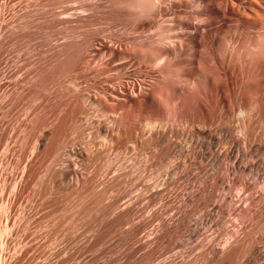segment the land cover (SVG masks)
<instances>
[{
    "label": "bare ground",
    "instance_id": "6f19581e",
    "mask_svg": "<svg viewBox=\"0 0 264 264\" xmlns=\"http://www.w3.org/2000/svg\"><path fill=\"white\" fill-rule=\"evenodd\" d=\"M198 1L199 3L206 1L211 5L215 0ZM192 3L193 0H0V57L4 55L9 56L12 51H15V56L11 59L12 61H8V63L13 66V74H11V76L9 75L10 80L15 85L20 82L25 83H23L24 87L18 93V96L25 101L22 106V115L16 117V120L3 129L2 132L0 131V226L5 224V227H1L4 233L9 232V224L12 222L11 220L14 214L17 213V210L15 211V209L21 201L22 194L26 192L25 190L27 187L33 183L37 187L35 196L42 195L43 197V195H47V193H50V195L54 194V198L49 202L53 209L46 218H55L57 220L55 230H61L64 225L67 226L68 231L86 227L94 232V238L97 242L103 240L107 235L116 233L123 224H128V230L131 229L127 235H125V241L131 237L134 238L136 233H138L140 224L137 226L138 224L134 225L133 223L135 219L134 215L136 213L133 206L142 200L144 195L141 194L142 192L140 193V188L139 193L136 195L131 197L130 194L131 198L126 199L129 200V204L125 208L123 207L124 209L121 212L117 213V211V214L112 215L113 218H111V220L106 221V218L117 209V199L112 200L105 210L98 209L101 200L105 198L111 190H116L120 188L121 185L129 182L130 179L132 180V174H130L128 170L125 171V168L117 169V167V170L115 169V176L113 177L112 175L111 179H108V181L103 184V187L101 186L100 189L102 190L100 193L97 195L92 194L90 190L92 179H87L88 181H85L86 179L83 180L81 177L83 174L80 170L82 171L83 169L81 168L84 167V155L81 148L73 145V136L76 138V141L74 142H77L78 139L89 149L90 152L87 151L90 154L87 153L89 154V157L87 156L88 160L86 161L88 163L86 164L88 165L86 166H89V168L94 167L96 176L98 174H101L102 176L104 172L107 177L110 173L107 169H110L111 164L108 160H105L103 154H92L95 149L101 148L104 153H107L110 149H123L126 147L127 143H129V145L131 143L132 147L139 151L142 149L144 151V148L146 147L147 149L148 147H152L154 149V155H165L170 150L169 142L173 137L182 139L184 145H188V151L192 157L200 160L207 158L210 162H213L212 170L214 172L210 176L209 182L205 179L200 183L204 191L202 197H196V195L194 196L188 193L183 194L180 197V204H184L183 206L185 210L180 213L176 219H173L172 215L167 220L163 218V216L170 211L168 210V205L171 199H169L170 196L161 194L160 190L163 188L159 190L158 188L167 185L166 181L160 180L161 182H154L151 179L154 183L151 185L148 184L151 186V190L146 197L153 201L158 200V207H156V214H154L155 220L158 224L156 223V230L151 229L150 232L143 233L144 236H141L139 239V247L153 244V247L148 253H146L143 261H150L155 251L171 242L172 239H179L182 236H185L187 238V244H190L195 238L196 231L194 230L195 233L189 231V214L196 206L207 204L213 196V188L220 184L222 185V180L219 175L221 171L220 164L222 162H230L232 164L229 169L232 170V174L237 171V173H240L242 176L239 182L242 191H249V180H247L248 178L246 179L245 176L249 174L252 176L251 174L256 170V163L251 159L252 161L246 160L247 162L245 163L243 160L244 164H242V166L237 165L240 163L242 157H246V159L247 157L253 158V154H261L264 156V145L260 144L262 141L259 144H255V141L258 138L264 140V0H223L222 4L219 6L218 10H221L223 16L229 18L233 13L236 15V22L239 25L241 33H244V39L239 44H234L232 42L233 38L225 39V46L218 51L220 60L216 62L214 59L215 65L214 63L211 64L212 67L214 65V68L221 77L220 80L217 78H209L205 74V71L203 70V72L201 70L203 69V63L199 64V68L201 69L195 68L193 76L187 79L182 78L178 74V71L171 70L173 59L187 50L185 48L187 42H189L188 46L194 44L193 41H195L198 35L197 25L193 22L199 18L201 11L199 9L200 6L197 9H193ZM162 5H164L165 8H161ZM200 24H202V22ZM118 27L119 30H116L115 32L114 29H118ZM121 41L127 42V46L123 50H118V47L115 48L114 46ZM107 54L111 55L108 62L104 61V63L92 67V63H98V61ZM211 57L212 53L210 54V58ZM127 58H134L140 63L148 64L154 67L156 70L155 72H158V75H156L158 78L154 76L155 79H153L149 89L143 87L148 91L145 95H142V88H140L141 91H139V95L136 94L138 89H135L132 85L130 86L129 82V86H126L123 84V81H120L118 86L102 87L100 84L103 83L99 84L94 80L95 78L104 76L111 71L120 68L119 65L114 66L112 63ZM128 62L130 63V61ZM1 65L2 64H0V66ZM138 68L140 69L141 67ZM134 71H136V69ZM141 74L143 75V73ZM235 74H237V79L235 81L236 87L234 88ZM145 75L147 76V74ZM5 77H7V75ZM149 78H151V76ZM114 79H116V77ZM1 80L2 79H0V89L3 85H1ZM172 80L181 82L180 86L179 84L177 85L179 88L174 85L175 81L173 82ZM89 82H92V84H89ZM106 82L111 83L112 81L111 79H106ZM88 84L95 92V95L96 93L104 94L107 100H104L97 95L95 96L93 94L94 92L87 88L86 85ZM142 84L144 85L145 82ZM121 91L127 94L126 100L119 101V99L116 101L114 98L123 97ZM130 92H132L131 95ZM133 94H136L137 96H134ZM200 96H202L201 98L204 96L205 99L208 100V105L202 104L203 99H201ZM235 114L238 115V123L235 126V130L240 133V137L238 138L230 136L232 131L231 127L233 126V124L232 126H230V124L232 122V117ZM112 115L118 116L112 118ZM100 119H104L106 124L102 123ZM162 122L170 123L171 128L169 130V138L165 133L161 134L159 130ZM179 124H182L186 129H190L194 124H198L203 128L216 127L217 133L220 137L208 135L206 143L200 139L196 142L193 140V137L189 132L179 133L178 130L175 129L174 126H179ZM182 129L183 131L185 130L184 128ZM257 129H259V131L262 129L261 135H259V132L257 135ZM16 139L18 140V143L20 141L19 148H16L14 145ZM180 143L181 142H179V144ZM30 146H32V151ZM215 146H221L222 149H220L219 152H214L213 148ZM29 149L31 153L28 155ZM87 151L84 150V152ZM97 151L99 152V149ZM148 153H150V151ZM147 156L149 155L146 154V159ZM115 157L117 158V156ZM121 158L122 157H120V159ZM175 158H177V156ZM22 160L23 162L25 160V165L24 169L19 167L21 168L19 170H23L21 176H19L16 171V166L18 163L20 164L19 161L22 162ZM149 160L150 159L148 158V162ZM131 164L133 163H130L129 165ZM55 166L57 167L56 169H54ZM148 166H150V164ZM140 167L142 168L141 165ZM93 169L92 171H94ZM226 172H228V170H226L225 173ZM142 174H140V176ZM101 176L97 178H100ZM177 176L181 180H189V175L184 170L183 172H177ZM143 177L141 179H143ZM164 177L162 176V179ZM196 179L198 178L196 177ZM102 180L104 181L103 177ZM223 180L225 181V179ZM260 185L262 189H264V180H262ZM207 187L211 190H206ZM220 187L222 188V186ZM145 189H143V191ZM127 191L129 190H126V192ZM172 191L174 190L172 189ZM239 193L238 196H240ZM243 197L245 196L243 195ZM43 198H45V195ZM245 198H247V196ZM256 198H258V196ZM35 199L37 201V198ZM224 200L225 199H223V202ZM23 203L24 202L21 204ZM123 203H125V201H122L121 204ZM249 203L250 202L247 204ZM178 206V208H180L181 205ZM239 206L240 205H238V207ZM17 207H19V205ZM31 207L28 205L29 209H31ZM221 209L223 208L221 207ZM175 212L176 211H174V213ZM152 213L153 212H150V214ZM149 216L146 215V217ZM244 218V213L238 214L237 218H235L237 223H235L234 229L232 231L231 229L233 227L230 231L227 230V227L224 229L226 237L224 240L221 239V241H218V237L215 238L214 236H211L212 233L197 238L193 248L198 251L197 254L199 255L200 264H223L236 261V255L239 256V254H237L239 246L237 247V245H234V242L236 234L239 232H237L239 225ZM19 220L21 219L19 218ZM25 220L28 222L27 218L24 219V221ZM253 220L254 218L252 221ZM208 222L207 217H204L202 218L201 224L205 225ZM260 222L259 229L262 230L264 234V222ZM129 224L130 226L132 225L130 228ZM152 228L154 229V226ZM252 228L250 230H252ZM240 229H243L242 225L240 226ZM23 230H25V228H23ZM14 231L13 233L11 232V235L13 234L12 236L15 234ZM51 232L53 233V231ZM246 234L245 236L247 237ZM40 235L43 234L41 233ZM58 236L60 237V234ZM35 237L36 236H34V238ZM7 240L4 242L0 240V244H4V246L7 245ZM13 241L15 240L13 239ZM250 243L252 244V242ZM15 246L16 245H14V247ZM251 246H253V244ZM32 247H34V245H32ZM182 248H184L183 245ZM30 249L31 248H29V250ZM3 250L4 249L1 247L0 264H6L8 259L5 258L6 255L3 253ZM33 251L36 253V250ZM244 251L245 250H243V252ZM23 253L24 252L21 253V256ZM133 254L134 250L129 249L125 258L132 262V260H134ZM195 254L196 253H194V255ZM31 256L33 255L31 254ZM139 256L140 255H138V257ZM33 258L35 257H31V259ZM191 258L193 257L191 256ZM16 259L18 258H15V260ZM174 260H176V258ZM188 260L191 261L189 258ZM196 262L198 263V261Z\"/></svg>",
    "mask_w": 264,
    "mask_h": 264
},
{
    "label": "rangeland",
    "instance_id": "374dc122",
    "mask_svg": "<svg viewBox=\"0 0 264 264\" xmlns=\"http://www.w3.org/2000/svg\"><path fill=\"white\" fill-rule=\"evenodd\" d=\"M223 0H215L211 5L208 4L206 1H202L201 3H199L198 0H193L192 3V7L193 9H197L200 6V15L199 18L196 19V21H194L193 23L197 25V30H198V35L195 39L194 44H192V49L191 46H188L187 42L185 44V48L187 49L184 53L176 56L173 59V62L171 63V70L173 71H178V74L184 78L187 79L191 76H193V72L195 70V68H199V64L203 63V69H201L202 71H205V74L209 77V78H217V79H221V77L219 76V74L217 73L216 69L214 68L215 65V61L218 62L220 60L219 57V50L221 48H223L225 46V39H229V38H233L232 42L234 44H239L241 43V41L244 39V33H241V30L239 28V25L236 22V15L233 13L232 16L225 17L223 16L221 10H218L219 6L222 4ZM203 5V7H202ZM161 8H165L164 5H162ZM203 18V19H202ZM206 18V19H205ZM228 18V19H227ZM198 22V23H197ZM202 22V24H200ZM223 23V24H222ZM222 24V25H221ZM217 26V27H216ZM206 28V29H204ZM115 32L118 29H114ZM206 32V33H205ZM204 33V34H203ZM202 34V35H201ZM236 34V35H235ZM235 36V37H234ZM246 38V35H245ZM204 40V42H203ZM208 41V43H207ZM214 41V42H213ZM200 42V43H199ZM121 44V45H120ZM123 44V45H122ZM209 44V45H208ZM119 45V46H118ZM125 45V46H124ZM187 45V46H186ZM208 45V46H207ZM127 46V42H119V44H115V48H117L118 50H123L125 49V47ZM207 46V47H206ZM120 47V48H119ZM207 49V51H206ZM15 51H12L10 53L9 56L4 55L2 57H0V64H2L0 66V79L1 80V85L2 88L0 89V131L2 132L3 129H5L6 127L9 126V124L11 125L15 120L16 117L22 115V106L25 103V101L20 98L18 96V93L20 92V90L24 87V82H20L19 84L15 85L14 83L11 82L10 80V76L11 74H13V66L8 63V61H12L11 59L14 58ZM193 52V53H192ZM204 52V53H203ZM210 52V53H209ZM212 53V57L210 58V54ZM209 56H208V55ZM214 54V55H213ZM217 55V56H216ZM7 57V58H5ZM179 57V58H178ZM205 57V58H204ZM111 58L110 54H107L106 56L104 55L102 57V59L100 61L94 62L92 63V67L97 65V64H101L104 63V61H107ZM201 58V59H200ZM213 58V60H212ZM4 59V60H3ZM107 59V60H106ZM131 59V60H130ZM215 59V61H214ZM175 60V61H174ZM178 60V61H177ZM207 60V61H206ZM130 61V63L128 62ZM211 61V62H210ZM213 61V62H212ZM4 62V63H3ZM127 62V63H126ZM208 62V63H207ZM138 60L134 59V58H127V59H122L118 62H114L112 63V65L116 66L119 65L120 68L111 71L110 73L95 78L94 80L97 81L102 87H115L118 86L120 81H123V84H125L126 86H129L128 84L130 83V86L132 85L135 89H138V92H136V94L139 95V91H143L142 95H145V93H148V91H146L144 88L149 89L150 84L152 83L153 79H155V77L158 78V72H155L156 70L154 69V67L148 65V64H144V63H140ZM192 63V65H191ZM213 67L211 64H213ZM8 64V65H7ZM94 64V65H93ZM188 64V65H187ZM210 64V66H209ZM205 65V66H204ZM207 65V66H206ZM7 66V67H4ZM173 66V67H172ZM138 67H141L140 69ZM152 67V68H150ZM206 67V68H205ZM11 68V69H10ZM138 68V69H137ZM176 68V69H175ZM179 68V69H178ZM181 68V69H180ZM186 68V69H185ZM136 69V71H134ZM6 70V71H5ZM141 70V71H140ZM211 70V71H210ZM5 71V72H4ZM149 71V72H148ZM154 71V72H153ZM184 73H183V72ZM203 71V72H204ZM215 71V72H214ZM121 72V73H119ZM138 72V73H137ZM3 73V74H2ZM140 73V74H139ZM143 73V75L141 74ZM211 75H210V74ZM114 74V75H113ZM119 74V76H118ZM121 74V75H120ZM137 74V75H134ZM147 74V76L145 75ZM7 75V77H5ZM10 75V76H9ZM112 75V76H110ZM151 78H149L150 76ZM213 75V76H212ZM130 76V77H129ZM155 76V77H154ZM105 77V78H104ZM116 77V79H114ZM124 77V79H123ZM136 77V78H135ZM146 77V78H145ZM120 78V79H119ZM8 79V80H5ZM106 79H111V83H107ZM131 79V80H130ZM145 79V80H144ZM148 79V80H147ZM150 79V80H149ZM237 79V74L234 75V85L233 87H236V81ZM144 80V81H143ZM143 81V82H142ZM173 81V80H172ZM175 81V80H174ZM173 81V82H174ZM10 82V83H9ZM129 82V83H128ZM135 82V83H134ZM141 82V83H140ZM145 84L143 85L142 83ZM9 85H7V84ZM24 83V84H23ZM117 83V84H116ZM149 83V84H148ZM176 83V84H175ZM89 84H92V82H89ZM89 84L86 85L88 89L92 90L89 87ZM111 84V85H110ZM136 84V85H135ZM179 84V86L181 85V82H174V85L177 87V85ZM141 85V87H140ZM143 85V86H142ZM85 86V85H84ZM146 86V87H145ZM179 86L177 88H179ZM8 87V88H7ZM13 87V88H12ZM20 87V88H19ZM144 87V88H143ZM140 88H142L140 90ZM10 90V91H9ZM93 91V90H92ZM145 91V92H144ZM7 92V93H6ZM94 92V91H93ZM123 94V97L120 98H114L116 101H125L127 94L123 91H121ZM5 93V94H4ZM132 92H130L131 95ZM3 94V95H2ZM95 95V92L93 93ZM136 94H133L134 96H137ZM2 95V96H1ZM5 95V96H4ZM96 95L100 98H103L104 100H107L106 96L104 94H97ZM95 95V96H96ZM202 96H200L201 98ZM11 99V100H10ZM203 103L204 105H208V100L205 99V97L203 96ZM205 99V100H204ZM8 101V102H7ZM12 101V102H11ZM7 102V103H6ZM11 102V103H10ZM112 102V101H109ZM7 104V105H5ZM11 104V105H10ZM18 106V107H17ZM12 107V108H11ZM5 108V109H4ZM3 109V110H2ZM164 109V108H162ZM9 112V113H8ZM118 115H112V118H116ZM102 123L106 124V121L104 119H100ZM234 120V121H233ZM238 123V115L235 114L232 117V122L230 124V126L232 128L231 134L230 136L235 138L240 137V133L235 130V126ZM181 125V126H180ZM3 126V127H2ZM168 126V127H167ZM175 129L178 130L179 133L181 132H189V134L193 137L194 141H199V139L201 141H203L204 143L207 142V136L208 135H213V136H218L220 137V135H218L216 127H208V128H203L198 124H194L191 126L190 129H186L182 124H179V126H174ZM179 127V128H178ZM170 123L167 122H162L161 123V127H160V132L161 134H164L169 138V130H170ZM184 128L185 130L183 131ZM214 128V129H213ZM2 129V130H1ZM193 129V130H191ZM196 129V130H195ZM202 129V130H201ZM208 129V130H207ZM210 129V130H209ZM234 129V130H233ZM191 130V132H190ZM206 130V131H205ZM205 131V132H204ZM0 132V133H1ZM233 132V133H232ZM238 132V134H237ZM261 135L262 133V129H257L256 133L258 135ZM234 134V135H232ZM237 134V135H235ZM72 137V136H71ZM70 137V139H71ZM74 136L72 137V142L73 145L77 146L78 148L82 149V153H83V159H84V167H82L81 169H83L82 171L80 170V172L83 174L82 179L85 181L91 180L92 179V186L90 188L92 194H99L100 191L102 189L101 186L103 187V184L108 181V179L110 180L112 175L113 177L115 176V169H119V168H125V171L128 170V172L132 177V180L130 179L129 182H127L126 184H123L120 186V188L116 189V190H111L109 192L108 195L105 196V198H103L101 200V202L98 205V209L99 210H105L110 203L112 202V200L117 199V209L110 214L107 218L106 221L111 220V218H113L112 215H115L119 212H121L128 204H129V199L132 196L136 195L137 193H140L143 195L142 200H140L139 202H137L136 204H134L133 208L135 210V219L133 221L134 225L139 226V231L138 233H136V237L134 236V238H129L126 241L124 240L125 235H127V233L131 230H128V224H123L116 233L114 234H110L107 235L103 240H101L100 242H97L94 238V232L89 230L86 227H81L79 229L76 230H72V231H68L67 230V226L64 225V227L61 230H55L56 228V223L57 220L55 218L52 219H48L46 218L47 215H49L53 209L52 205L49 203L50 200L52 201V199L54 198V194L47 193L44 194L42 197V195H38L35 196L36 194V190L37 187L36 185L33 183L31 185H29L27 187V189L25 190L26 192H24L22 194L21 197V201L19 202V207L16 206L15 211L17 210V213L14 214L13 218H12V222H10V226L8 227L9 232L8 233H4L3 232V227H5V224L0 226V240H2L3 242L6 241L7 239V245L4 246V244H0V249L1 247L4 249L3 253H5L6 255V259H7V263L6 264H132V263H136V264H195L197 263L196 261H198L197 264H200V260H199V255L197 254L198 251L195 250L194 244L197 240V238L202 237V235H207L208 233L214 236L215 238H217V240L221 241V239H225V231L224 229L227 227V230L231 231L234 229V225L235 223H237L236 219L238 214H243L245 215L244 220H242L241 224L239 225V229L237 230L238 234H236V238H235V242L234 245H237V247L239 246V250L237 252L238 255H236V261L235 262H230V263H223V264H264V234L262 232V230L259 229V222L262 221V223L264 222V189H262L261 187V182L262 180H264V156L261 154H253V158L250 157H242L240 163L237 166H242V164H244L247 161H252L256 163V170L254 171V173H252L250 176L247 175L245 176V178L248 181V183L250 184V189L249 191H242L241 185H240V179L242 178L240 173H237V171L233 172L232 174V170H229L232 166V164L230 163H226V162H222L220 164L221 166V171L219 173L221 180H222V185H218L217 187L213 188L214 190L212 191L213 196L212 198L207 202V204H201L196 206L195 208H193L189 214V220H190V224H189V231L194 232L196 231L195 234V238L191 241V243L187 244V238L185 236H182L179 239H172L171 242L165 244L163 247L159 248L158 250L155 251V253L153 254V259L151 258L150 261H143L146 253H148V251L153 247V244L150 245H145V246H140L139 247V239L141 238V236L143 237L144 234L143 233H148L152 230H156L157 228V221L155 220V215L156 214V207H158V200L153 201L151 199H149L148 197H146L150 190H151V186H149L148 184H153L154 182H161L162 181H166L167 185H165L164 187H159V189L163 188L162 190H160L161 194L165 196H170L169 199L170 203L168 205V210L169 213L165 214L163 216V218L165 220L169 219L170 216H173V219H176L180 213H182L185 208H184V204H180V197L183 194H192V195H196V197H202V194L204 193L202 187H201V181L202 180H207L209 182V178L212 175V173L214 172L212 170V164L213 162H210L207 158L204 160H200L198 158H194L192 157L188 151V145L186 146V144L184 145V142L182 139L180 138H175L173 137L171 139V141L169 142L170 144V150L167 154L165 155H154V149L152 147H147L144 148L142 150H138L135 149L134 147H132L131 143L129 145V143L126 144V147H124L123 149H110L107 151V153L103 152L101 150V148H97L95 149L92 154H103L105 157V160H108L110 162V169L108 168V172H110L108 174V176L106 177V174L103 172L102 176L101 174H98L97 176L95 175V168L94 167H90L86 166L88 163L86 160H88L89 157V149L85 147V145L83 144V142L77 139ZM182 140V141H181ZM181 142L179 144V142ZM262 141V142H261ZM263 139L258 138L255 141V144H260L264 145ZM82 143V144H81ZM178 143V144H177ZM80 144V145H78ZM16 148L20 147V141L18 143V140L16 139V143L14 144ZM84 145V147H83ZM129 145V146H128ZM182 145V146H181ZM185 147H184V146ZM173 147V148H172ZM85 148V149H84ZM184 148V149H183ZM30 149L32 151V146H30ZM29 149V153L28 155L31 153ZM99 149V152L97 151ZM125 149V151H124ZM137 151H135V150ZM151 149V150H150ZM174 149V150H173ZM181 149V150H180ZM218 149V150H217ZM221 146H215L213 148L214 152H219L220 151ZM87 151V152H84ZM122 150V151H121ZM128 152H127V151ZM173 150V151H172ZM217 150V151H216ZM146 151V152H145ZM150 151V153H148ZM176 151V152H174ZM112 152V153H110ZM122 152V153H121ZM141 152V153H140ZM145 154H144V153ZM183 152V153H182ZM89 153V154H87ZM115 153V154H114ZM127 153V154H126ZM175 153V154H174ZM242 153V152H241ZM87 154V155H86ZM110 154V155H109ZM122 154V155H121ZM134 154V155H133ZM138 154V155H137ZM146 154L149 155L147 156L146 159ZM171 154V155H170ZM183 154V155H182ZM117 156V158L115 156ZM132 155V157H131ZM143 155V156H142ZM180 155V156H179ZM189 155V156H188ZM88 156V157H87ZM110 158H109V157ZM114 156V157H113ZM126 156V157H125ZM139 158H138V157ZM141 156V157H140ZM177 156V158H175ZM87 157V159H86ZM119 157V158H118ZM120 157H122L120 159ZM131 157V158H130ZM156 157V158H155ZM169 157V158H168ZM182 157V158H181ZM190 157V158H189ZM112 158V159H111ZM141 158V159H140ZM144 158V159H142ZM148 158L150 159L148 162ZM168 158V159H167ZM17 159V158H16ZM115 159V160H114ZM132 159V160H131ZM155 159V161H154ZM161 159V160H160ZM176 159V160H175ZM190 159V160H189ZM194 159V160H193ZM197 161H196V160ZM252 159V160H251ZM259 159V160H258ZM113 160V163H112ZM117 160V162H116ZM125 160V161H124ZM129 160V162H128ZM138 162H137V161ZM158 160V161H157ZM164 160V161H163ZM171 160V161H170ZM187 160V161H186ZM244 160V163H243ZM247 160V161H246ZM257 160V161H256ZM262 160V161H261ZM147 161V162H146ZM180 161V162H179ZM193 161V162H192ZM204 163H202V162ZM261 161V162H260ZM20 164L18 163V165L16 166V171L19 174V176H21L23 170H19V169H24V165H25V160L23 162L19 161ZM126 162V164H125ZM141 162V163H140ZM145 162V163H144ZM152 164H151V163ZM155 162V163H154ZM162 162V163H161ZM165 162V163H164ZM173 162V164H172ZM179 162V163H178ZM115 163V164H114ZM130 163H133L131 165H129ZM135 163V165H134ZM147 163V164H146ZM168 163V164H167ZM177 163V164H176ZM23 166H22V165ZM138 164V165H137ZM150 164V166H148ZM162 164V165H161ZM173 168H172V166ZM207 164V165H206ZM227 164V165H226ZM263 164V165H262ZM122 165V166H121ZM137 165V166H136ZM140 165L142 166V168L140 167ZM167 165V166H166ZM170 165V166H169ZM184 165V166H183ZM189 165V167H188ZM226 165V168H225ZM230 165V166H229ZM130 166V167H129ZM139 166V167H138ZM161 166V167H160ZM170 168H169V167ZM177 166V167H176ZM183 166V168H182ZM194 166V167H193ZM229 166V167H228ZM21 167V168H19ZM113 167V168H112ZM132 167V168H131ZM138 167V169H137ZM156 167V168H155ZM180 167V168H179ZM200 167V168H199ZM202 167V168H201ZM57 167L55 166L54 169H56ZM94 168V169H93ZM112 168V169H111ZM135 168V169H134ZM152 168V170H151ZM164 168V169H163ZM176 168V169H175ZM198 168V169H197ZM261 168V169H260ZM85 169V170H84ZM92 169L94 171H92ZM116 169V170H117ZM154 169V172H153ZM166 169V170H165ZM169 169V170H167ZM185 172L188 173L189 175V180H181L179 179V177L177 176V172H183V170ZM135 170V171H134ZM138 170V171H137ZM151 170V171H150ZM173 170V172H172ZM182 170V171H181ZM197 170V171H196ZM209 173H208V171ZM212 170V171H211ZM228 170V172L225 173V171ZM86 171V172H85ZM133 171V172H132ZM144 171V173H143ZM169 171V172H168ZM175 171V172H174ZM195 171V172H194ZM21 172V173H20ZM92 172V173H91ZM114 172V173H113ZM139 172V173H138ZM206 172V173H205ZM138 173V174H137ZM143 173V174H142ZM146 173V174H145ZM153 173V174H152ZM197 173V174H195ZM200 173V174H199ZM205 173V175H204ZM260 173V174H259ZM86 174V176H85ZM134 174V175H133ZM140 174H142L140 176ZM166 174V175H165ZM226 174V175H224ZM230 176H229V175ZM240 174V176H239ZM168 175V176H167ZM204 175V176H202ZM223 175V176H222ZM235 175V176H234ZM92 176V177H91ZM101 176L100 178H97ZM136 176V177H135ZM144 176V177H143ZM162 176L164 177L162 179ZM167 176V177H166ZM198 179H196V177ZM225 176V177H224ZM250 176V179H249ZM254 176V177H253ZM89 177V178H88ZM102 177L104 179V181L102 180ZM143 177V179H141ZM150 177V178H149ZM153 177V178H152ZM161 177V178H160ZM175 177V178H174ZM227 177V178H226ZM253 177V178H252ZM137 178V179H136ZM167 178V179H166ZM173 178V179H172ZM237 178V179H236ZM88 179V180H87ZM151 179L154 181H151ZM156 179V180H155ZM225 179V181L223 180ZM229 180V181H228ZM256 182H255V181ZM101 181V182H100ZM145 181V182H144ZM185 181V182H184ZM100 182V183H99ZM140 182V183H139ZM148 182V183H147ZM151 182V183H150ZM225 182V184H224ZM192 183V184H191ZM196 183V184H195ZM146 184V185H145ZM175 184V185H174ZM179 184V185H178ZM195 184V185H194ZM255 184V185H253ZM96 185V186H95ZM128 185V186H127ZM257 185V186H256ZM132 186V187H130ZM135 186V187H134ZM147 186V187H146ZM184 186V187H183ZM193 186V189H192ZM195 186V189H194ZM199 186V187H197ZM222 186V188L220 187ZM225 186V188H224ZM256 186V188H255ZM30 187V188H29ZM98 187V189H97ZM145 189L143 191V189ZM174 187V188H173ZM182 187V188H181ZM186 187V188H185ZM201 187V189H200ZM231 187V188H229ZM140 188V189H139ZM148 188V189H147ZM177 188V189H176ZM191 188V189H190ZM253 188V189H252ZM30 189V190H29ZM93 189V190H92ZM125 189V190H124ZM132 189V190H131ZM138 189V190H136ZM167 189V190H166ZM172 189L174 191H172ZM183 189V190H182ZM200 189V190H199ZM220 189V190H219ZM224 189V190H223ZM231 189V190H230ZM99 190V191H98ZM120 190V191H119ZM124 190V191H123ZM126 190H129L126 192ZM181 190V191H180ZM194 190V191H193ZM197 190V191H196ZM206 190H211L209 187L206 188ZM240 190V191H239ZM32 191V192H31ZM97 191V192H96ZM113 191V192H112ZM148 191V192H147ZM189 191V192H188ZM223 191V192H222ZM229 191V192H228ZM126 192V193H125ZM171 192V193H169ZM227 192V193H226ZM231 192V193H230ZM240 192V193H239ZM242 192V193H241ZM252 192V193H251ZM26 193V194H25ZM115 193V194H114ZM122 193V194H121ZM174 193V194H173ZM200 193V194H199ZM230 193V194H229ZM239 195L241 196H238ZM29 194V195H28ZM34 194V195H33ZM114 194V195H113ZM119 194H121L120 196H118ZM131 194V197H130ZM223 194V195H222ZM248 194V195H247ZM29 197H28V196ZM176 195V196H175ZM243 195L245 197H243ZM27 196V197H26ZM34 196V197H33ZM116 196V197H115ZM122 196V197H121ZM175 196V198H174ZM221 196V197H220ZM236 196V197H235ZM258 196V198H256ZM26 197V198H25ZM40 197V198H39ZM228 197V198H226ZM231 197V198H230ZM242 199H240V198ZM34 198V199H33ZM37 198V201L36 199ZM173 198V199H172ZM220 198V200H219ZM111 199V201H110ZM223 199L224 202H223ZM232 199V200H231ZM235 199V200H234ZM248 199V200H247ZM253 199V200H252ZM33 200V201H32ZM148 200V201H147ZM214 200V201H213ZM219 200V201H218ZM241 200V201H239ZM31 201V202H30ZM109 201V202H108ZM122 201L125 203L121 204ZM127 201V202H126ZM147 201V203H146ZM233 201V202H232ZM247 201V202H246ZM22 202H24L23 204H21ZM33 202V204H32ZM37 202V203H36ZM104 202V203H103ZM107 202V204H106ZM142 202V203H141ZM174 202V203H173ZM226 202V203H225ZM230 202V203H229ZM241 202V204H240ZM248 202H250L249 204H247ZM253 202V203H252ZM257 202V203H256ZM36 203V205H35ZM173 203V204H172ZM209 203V204H208ZM233 203V204H232ZM238 203V204H237ZM246 203V205H245ZM48 206H46V205ZM103 204V205H102ZM125 204V205H124ZM156 204V205H155ZM172 204V205H171ZM22 205V206H21ZM31 207V209L28 208ZM39 205V206H38ZM105 205V206H104ZM138 205V207H137ZM144 207H143V206ZM171 205V206H170ZM181 205L180 208H178ZM220 205V207H219ZM231 205V206H230ZM238 205H240L238 207ZM102 206V208H101ZM153 206V207H152ZM230 206V207H229ZM234 206V207H233ZM247 206V208H246ZM262 206V207H261ZM27 209H26V208ZM34 207V208H33ZM40 207V208H39ZM44 207V209H43ZM119 207V208H118ZM124 207V208H123ZM148 207V208H147ZM177 207V208H176ZM214 207V208H213ZM221 207L223 209H221ZM236 207V208H235ZM238 207V209H237ZM245 207V209H244ZM25 208V210H24ZM39 208V209H38ZM140 208V209H139ZM171 208V209H170ZM235 208V209H234ZM253 208V209H252ZM260 208V209H259ZM36 209V210H35ZM47 209V210H46ZM139 209V210H138ZM146 209V210H145ZM173 209V210H172ZM249 209V210H248ZM19 210V212H18ZM29 210V211H28ZM41 212H39V211ZM120 210V211H119ZM153 212L152 214H150V212ZM218 210V211H217ZM236 210V211H235ZM257 210V211H255ZM28 211V212H27ZM33 211V212H31ZM118 211V212H117ZM174 211H176L174 213ZM179 211V212H178ZM230 211V212H229ZM241 211V212H240ZM22 212V215H21ZM35 212V213H34ZM117 212V213H116ZM149 212V213H148ZM204 212V213H203ZM219 212V213H218ZM223 212V213H221ZM226 212V213H225ZM259 212V213H258ZM24 213V215H23ZM196 213V214H195ZM249 213V215H248ZM34 214V215H33ZM174 214V215H173ZM209 214V215H208ZM257 216H256V215ZM262 214V215H261ZM28 215V216H27ZM42 215V216H41ZM140 215V216H139ZM149 216V217H146ZM167 215V217H166ZM248 215V216H247ZM253 215V216H252ZM261 215V216H260ZM27 216V217H26ZM32 216V217H31ZM143 216V217H142ZM210 216V217H208ZM236 216V217H235ZM256 216V217H255ZM260 216V217H258ZM30 217V218H29ZM137 217V218H136ZM166 217V218H165ZM207 217V220L209 221L207 224L203 225L201 224L202 218ZM215 219H213V218ZM254 220L252 221L253 218ZM262 217V218H261ZM19 218L21 220H19ZM28 220V222L24 219ZM46 218V219H45ZM140 218V219H139ZM211 221H210V219ZM36 219V220H35ZM249 219V220H248ZM19 220V221H18ZM33 220V221H32ZM259 220V221H258ZM17 221V222H16ZM47 221V222H46ZM138 221V222H137ZM140 221V223H139ZM144 221V222H143ZM153 221V222H152ZM220 221V222H219ZM222 221V222H221ZM236 221V222H235ZM246 221V222H245ZM250 221V223H249ZM50 222V223H49ZM52 222V223H51ZM137 222V223H136ZM215 222V224H214ZM254 222V223H253ZM257 222V223H256ZM24 223V224H23ZM136 223V224H135ZM153 223V224H152ZM245 223V224H244ZM252 223V224H251ZM261 223V222H260ZM158 224V223H157ZM230 224V225H229ZM244 224V225H243ZM254 224V225H253ZM12 225V226H11ZM21 225V227H20ZM40 225V226H39ZM48 225V226H47ZM54 225V226H53ZM156 225V226H155ZM203 225V226H202ZM213 225V226H212ZM222 225V227H221ZM224 225V226H223ZM242 225L243 229H240V226ZM38 226V227H37ZM50 226V227H49ZM132 226V225H131ZM129 224V228L131 227ZM154 226V229L152 228ZM219 226V227H218ZM11 227V228H10ZM20 227V228H19ZM28 229H27V228ZM41 227V228H40ZM127 227V228H126ZM212 227V228H211ZM229 227V228H228ZM253 227V228H252ZM16 228V229H15ZM23 228H25V230H23ZM48 228V229H47ZM50 228V229H49ZM65 228V229H64ZM126 228V229H125ZM252 228V230H250ZM52 229V230H51ZM125 229V230H124ZM255 229V230H254ZM15 230V231H14ZM18 230V231H17ZM127 230V231H126ZM145 230V232H144ZM195 230V231H194ZM241 230V231H240ZM245 230V231H244ZM254 230V231H253ZM14 231V236L11 235V232L13 233ZM18 234H17V232ZM21 231V233H20ZM47 231V232H46ZM53 231V233L51 232ZM122 231V232H121ZM141 231V232H140ZM224 231V233H223ZM249 231V234H248ZM251 231V232H250ZM46 232V233H44ZM57 232V235H56ZM60 232V233H59ZM120 232V233H119ZM220 232V233H219ZM247 232V234H246ZM262 232V233H261ZM33 233V235H32ZM43 235H40V234ZM51 233V234H50ZM62 233V235H61ZM68 233V234H67ZM86 233V234H85ZM204 233V234H203ZM214 233V234H213ZM242 233V234H241ZM6 236H5V235ZM9 234V235H8ZM48 234V235H46ZM60 234V237L58 236ZM217 234V235H216ZM245 234L247 235V237L245 236ZM28 235V236H27ZM40 235V236H38ZM55 235V236H54ZM85 235V236H84ZM92 235V236H91ZM241 235V236H239ZM249 235V237H248ZM262 235V236H261ZM22 236V237H21ZM34 236H36L34 238ZM50 236V237H49ZM57 236V238H56ZM76 236V237H75ZM115 236V237H114ZM138 236V237H137ZM210 236V235H209ZM223 236V237H222ZM239 236V237H238ZM252 236V239H251ZM13 237V238H11ZM21 237V238H20ZM38 237V238H37ZM44 239H41V238ZM73 237V239H72ZM80 237V238H79ZM246 237V238H245ZM34 238V239H33ZM72 240H70V239ZM79 238V239H78ZM241 238V239H240ZM256 238V239H255ZM263 238V239H262ZM4 239V240H3ZM11 239V241H10ZM13 239L15 241H13ZM36 239V240H35ZM49 239V241H48ZM57 239V240H56ZM76 239V241H75ZM138 239V240H137ZM181 239V240H180ZM258 239V240H257ZM19 240V241H18ZM23 240V242H22ZM25 240V241H24ZM41 240V241H40ZM47 242H46V241ZM51 240V241H50ZM63 240V242H62ZM82 240V241H81ZM109 240V241H108ZM185 240V241H184ZM254 242H253V241ZM262 240V241H261ZM18 241V242H16ZM30 241V242H29ZM34 241V242H33ZM53 241V242H52ZM238 241V243H237ZM16 242V244H15ZM22 242V243H21ZM40 242V243H39ZM45 242V243H44ZM52 242V244H51ZM58 242V243H57ZM78 242V243H77ZM92 242V243H91ZM129 242V243H128ZM244 242V244H243ZM250 244L248 245L247 244ZM252 242L253 246H251L252 244L250 243ZM256 242V243H255ZM38 243V244H37ZM43 243V244H41ZM57 243V244H56ZM63 243V244H62ZM133 243V244H132ZM136 243V244H135ZM138 243V244H137ZM236 243V244H235ZM8 244H9V248H8ZM22 244V246H21ZM27 244V245H26ZM62 244V245H61ZM65 244V247H64ZM181 244V245H180ZM243 244V245H242ZM247 244V245H246ZM14 245H16L14 247ZM32 245H34V247H32ZM41 245V247H40ZM58 245V246H57ZM138 245V246H137ZM182 245L184 248H182ZM193 245V246H192ZM258 245V246H256ZM31 246V247H30ZM48 246V247H46ZM76 246V247H75ZM102 246V247H101ZM104 246V247H103ZM191 246V248H190ZM244 248H243V247ZM247 246V247H246ZM249 246V248H248ZM37 247V248H36ZM63 247V248H62ZM106 247V248H105ZM127 247V248H125ZM136 247V248H135ZM146 247V248H145ZM149 247V248H148ZM251 247V248H250ZM258 247V248H257ZM12 248V249H11ZM29 248H31L29 250ZM36 248V249H35ZM41 248V249H40ZM45 248V249H44ZM102 248V249H101ZM105 248V249H104ZM135 248V249H134ZM148 248V249H147ZM165 248V249H164ZM253 248V249H252ZM263 248V249H262ZM11 249V250H10ZM38 249V250H37ZM40 249V250H39ZM53 249V250H52ZM126 249V250H125ZM134 250V260H128L125 258V255L127 254L128 250ZM242 249V250H240ZM29 250V251H28ZM36 250V253L33 251ZM46 250V251H44ZM50 250V251H49ZM62 250V251H61ZM85 250V252H84ZM144 250V251H143ZM147 250V252H146ZM243 250H245L243 252ZM252 252H251V251ZM6 251V252H5ZM28 251V252H26ZM38 251V252H37ZM41 251V252H40ZM57 251V252H56ZM81 251V252H80ZM113 251V252H112ZM178 251V252H177ZM189 251V252H188ZM241 251V253H240ZM250 251V252H249ZM20 252V253H19ZM24 252L21 256V253ZM40 252V253H39ZM90 252V253H89ZM92 252V253H91ZM103 252V253H102ZM141 254H140V253ZM177 252V253H176ZM181 252V254H180ZM28 253V254H27ZM35 255H34V254ZM44 253V254H43ZM46 253V254H45ZM52 253V254H51ZM55 253V255H54ZM63 253V254H61ZM78 253V254H77ZM119 253V254H118ZM173 253V254H171ZM185 253V254H184ZM194 253H196L194 255ZM251 253V254H250ZM14 254V255H13ZM31 254L33 256H31ZM41 254V255H39ZM60 254V255H59ZM67 254V255H66ZM71 254V255H70ZM77 254V255H76ZM102 254V255H101ZM175 254V255H174ZM184 254V255H183ZM244 254V255H243ZM248 254V255H247ZM26 255V256H25ZM37 255V256H36ZM44 255V256H43ZM52 257H51V256ZM138 255H140L138 257ZM177 255V257H176ZM183 255V256H182ZM21 256V257H20ZM43 256V257H42ZM49 256V257H48ZM68 258H67V257ZM103 256V257H102ZM120 256V257H119ZM186 256V257H184ZM191 256L193 258H191ZM253 256V257H252ZM31 257H35L33 259H31ZM94 257V258H93ZM115 257V258H114ZM117 257V258H116ZM137 257V259H136ZM156 257V258H155ZM163 257V258H162ZM172 257V259H171ZM183 257V258H182ZM247 257V258H246ZM15 258H18L15 260ZM38 258V259H37ZM41 258V260H40ZM54 258V259H53ZM56 258V259H55ZM77 258V259H76ZM176 258V260H174ZM191 259L190 260H188ZM246 258V259H244ZM258 258V259H257ZM261 258V259H260ZM11 259V261H10ZM37 259V260H36ZM49 259V260H48ZM65 259V260H64ZM76 259V260H75ZM121 259V261H120ZM173 261H171V260ZM238 259V260H237ZM244 259V260H242ZM15 260V261H13ZM18 260V261H17ZM27 260V261H26ZM35 262H34V261ZM155 260V261H154ZM184 260V261H183ZM253 260V261H252ZM49 261V262H48ZM83 261V262H82ZM88 261V262H87ZM108 261V262H107ZM160 261V262H159ZM164 261V262H162ZM244 261V262H243ZM27 262V263H25ZM37 262V263H36ZM48 262V263H47ZM55 262V263H54ZM70 262V263H69ZM118 262V263H117ZM151 262V263H150ZM159 262V263H158ZM177 262V263H176ZM243 262V263H242ZM257 262V263H256ZM134 263V264H135ZM203 264V263H202Z\"/></svg>",
    "mask_w": 264,
    "mask_h": 264
}]
</instances>
